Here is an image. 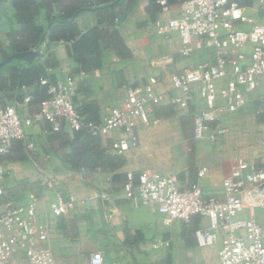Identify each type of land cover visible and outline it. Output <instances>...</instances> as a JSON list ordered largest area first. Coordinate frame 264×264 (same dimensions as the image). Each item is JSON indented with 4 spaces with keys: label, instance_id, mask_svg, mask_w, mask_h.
<instances>
[{
    "label": "crops",
    "instance_id": "crops-1",
    "mask_svg": "<svg viewBox=\"0 0 264 264\" xmlns=\"http://www.w3.org/2000/svg\"><path fill=\"white\" fill-rule=\"evenodd\" d=\"M49 6L52 16L61 18L67 11L91 6L77 12L74 21L82 34L96 30L98 40L90 51L99 48L100 66L83 69L69 54V42L51 40L47 7L40 8L36 25L45 35L29 50L15 51L12 37H18L22 24L17 18L14 0H0V61L15 52H33L30 61L15 60L14 66L0 70V105L18 102L21 115L37 111L41 96L34 85L23 88H1L6 85L13 69L16 72L35 67L44 69L50 82L75 79L73 100L88 117L100 120L111 107L120 106L126 98V86L157 76V90L169 92L171 73L185 66L214 62L212 47L195 51L185 57L181 53L180 35L173 31L160 34L150 23L156 18L166 21L182 9L177 0L171 2L170 13H160L152 0H36ZM246 12L262 20L257 0H241ZM119 17L116 21L115 18ZM26 42V40H25ZM18 47L23 43L16 44ZM42 49V53L35 50ZM93 52L91 53V55ZM14 62V61H12ZM9 64V63H8ZM7 65V64H6ZM1 69V68H0ZM13 71V72H14ZM225 81L222 82L224 84ZM31 95V100L24 98ZM264 80L254 91L244 92L245 103L235 112L226 111L220 124L227 129L216 141L205 131L202 138L194 137V122L200 117L205 101L195 92V99L185 107L168 102L155 106L153 117L158 123H139L140 147L124 154L112 149L114 138L122 136L116 129L93 143L63 124L53 131L47 121L27 128L34 148L25 150L27 158H18L23 151L19 141L12 144L16 158L2 161L7 169L5 179L9 197L26 200L37 212V228L30 243L53 251L59 264H91L95 251H102L104 264H220L219 251L227 233L221 231L219 241L201 247L195 230L207 227L206 216L195 215L190 222L166 216L155 204L139 205L127 197L124 190L127 172L137 180L141 171L176 174L182 185L199 179L201 167L207 166L201 184L206 193L220 194L222 181L231 172L237 157L264 165ZM219 104H223L219 100ZM211 129L216 123L211 122ZM53 185L49 186L48 181ZM105 194V196H103ZM77 201L74 208L60 216L52 209L59 196ZM0 198V211L3 209ZM254 213L264 225V210L245 209L241 217ZM11 264H24L19 253Z\"/></svg>",
    "mask_w": 264,
    "mask_h": 264
},
{
    "label": "built area",
    "instance_id": "built-area-1",
    "mask_svg": "<svg viewBox=\"0 0 264 264\" xmlns=\"http://www.w3.org/2000/svg\"><path fill=\"white\" fill-rule=\"evenodd\" d=\"M259 2L262 20H256L246 12L241 0H180L182 9L178 15L166 21L156 18L150 23L158 33L168 35L177 32L181 37V53L185 57L205 47L214 49V62H201L196 66H185L171 73L169 92L157 90L160 80L157 76L147 81L126 86V98L122 105L111 107L105 117L94 120L79 110L73 100L75 79L52 83L41 78L48 96L40 102L39 110L21 115L18 102L0 105V155L12 147L15 140H22L27 149L34 148V142L27 134V128L47 121L53 131H60L67 124L72 131L105 137L120 129L123 135L114 138L112 149L124 154L141 145L139 123H158L153 117L155 106L168 102L185 107L195 99L197 91L205 101L200 117L194 122V137H208L216 141L227 132L220 124L226 111H237L246 101L244 92L254 91L264 80V0ZM160 13H170L168 0H158ZM116 21L119 17L115 18ZM42 53V49L35 48ZM225 81L224 84L222 82ZM31 100V95L24 98ZM219 100L223 104H219ZM264 103V95L261 97ZM211 122H215L211 129ZM264 145V140H263ZM208 171L200 168L199 179L188 186L181 184L176 174H163L144 170L137 180L133 172H127L124 190L127 197L139 205L158 206L166 221L175 218L190 222L195 215L206 216L209 225L195 230L198 245L210 247L220 238L221 231L227 233L219 251L220 264H264V225L252 213L239 216L245 209L264 210V165L237 157L231 172L222 181L220 194L206 193L201 184ZM7 169L0 162V264H11L20 253L24 264H59L52 250L35 247L30 243L37 228V212L26 200L9 197L6 189ZM53 185L50 180L47 183ZM105 196V194H103ZM77 199L59 196L52 202L51 209L56 216L71 211ZM91 264H104L102 251H95Z\"/></svg>",
    "mask_w": 264,
    "mask_h": 264
},
{
    "label": "trees",
    "instance_id": "trees-1",
    "mask_svg": "<svg viewBox=\"0 0 264 264\" xmlns=\"http://www.w3.org/2000/svg\"><path fill=\"white\" fill-rule=\"evenodd\" d=\"M100 3L104 2L102 0H98ZM180 1V0H177ZM152 2L155 3V6L160 10V3L158 0H152ZM168 2L171 4L173 0H168ZM14 5L17 9V18L19 22L22 24V29L18 32V37L13 36L12 37V42L15 51H25L29 50V48L35 46L31 45L33 43H37L41 39L43 35H45V30L44 28L37 26L36 25V15L39 12L40 8L42 7H47L48 9V19H49V24L50 26V34L49 37L51 40H65L69 42L70 44L68 45V51L69 54L73 55L77 61L81 64L83 69H91V68H97L100 66V52L99 48L95 47L93 51H90V45L94 41L96 42L98 40V36L96 34V30H93L92 32L89 33H84L82 34L77 26V24L74 21V17L76 16L77 12H80L83 9L89 8L91 6H83L77 8L74 11H71V16L67 14V11L62 15L61 18H58L56 16H52V12L49 6H46L43 1H36V0H14ZM26 40V42H25ZM18 43H23V46L21 45L18 47L16 44ZM35 43V44H36ZM93 54L91 55V53ZM14 62H10L7 65H4L1 67V71H5L9 69L10 67H15ZM15 69H13L14 71ZM11 72L10 77H9V82L6 85L1 84V88L10 90L11 88H23V87H29V86H38L41 87L42 89H38V93L41 96L38 102V109L40 106V102L45 99L48 94L46 92V86L40 84V79L41 78H47L44 76V69H42L40 66L34 68V72L30 74L29 70H22L21 72ZM91 118V117H89ZM94 119V118H91ZM96 120V119H94ZM79 138L84 136L87 141H91V143L95 142L97 140V136H93L89 133H83V132H78ZM19 141V146L21 151L23 153L18 157L21 159H25L28 157V155L25 152L27 148L24 145V142L22 140H17ZM14 152V149L9 150L4 155H0V162L5 161V160H11L16 158L12 153Z\"/></svg>",
    "mask_w": 264,
    "mask_h": 264
},
{
    "label": "water",
    "instance_id": "water-1",
    "mask_svg": "<svg viewBox=\"0 0 264 264\" xmlns=\"http://www.w3.org/2000/svg\"><path fill=\"white\" fill-rule=\"evenodd\" d=\"M34 57V53L29 51V52H15L11 55H8L7 57H5L3 60L0 61V68L12 61L15 60H21V59H25L31 62V60Z\"/></svg>",
    "mask_w": 264,
    "mask_h": 264
}]
</instances>
